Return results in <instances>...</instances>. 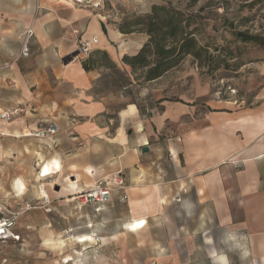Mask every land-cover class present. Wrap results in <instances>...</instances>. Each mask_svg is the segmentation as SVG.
<instances>
[{
	"label": "crops",
	"instance_id": "obj_1",
	"mask_svg": "<svg viewBox=\"0 0 264 264\" xmlns=\"http://www.w3.org/2000/svg\"><path fill=\"white\" fill-rule=\"evenodd\" d=\"M142 1L145 12L157 3ZM112 14L102 1L91 7L75 0H0V110L20 109L12 120H0V198L12 206L46 198L44 184L59 209L74 194L109 182L112 201L93 203L125 201L122 230L140 234L160 219L169 222L171 248L160 257L167 264L198 259L199 237L212 259L227 262L231 250L222 248L233 245L235 260L264 261V61L246 66L242 98L200 80L199 93L188 98L178 83L183 77L173 78L171 69L147 81L163 83L165 91L150 107L137 101L111 107L107 94L95 92L108 67L86 70L83 60L104 50L131 75L123 57L148 39L122 51L119 42L130 33L107 24ZM84 40L96 43L74 55ZM51 124L52 137L34 134ZM33 179L37 193L28 189ZM143 219L145 226L135 228Z\"/></svg>",
	"mask_w": 264,
	"mask_h": 264
},
{
	"label": "rangeland",
	"instance_id": "obj_2",
	"mask_svg": "<svg viewBox=\"0 0 264 264\" xmlns=\"http://www.w3.org/2000/svg\"><path fill=\"white\" fill-rule=\"evenodd\" d=\"M101 1L104 9L113 13L106 21L110 27L115 25L118 28L119 25L129 23L132 28L138 29L123 36L122 41L119 42L122 51H133L142 36L147 34L140 31L143 25L135 24L136 16L151 12L153 5L149 12H145L142 9V0H92L79 4L95 7ZM156 2L157 5L169 8L171 14L180 12L188 23V30H192L199 45L206 48L199 61L194 56L188 55L172 69L173 78L183 77V81L178 82L182 86L183 93L188 98H194L199 93L200 80L204 85H210L213 90L219 89L222 94L230 93L242 98L249 76L246 66L264 61V48L253 43H235L231 23L234 22L240 28H249L254 33L263 32L264 0H156ZM242 18L248 20L242 21ZM31 35L29 33L23 38L22 54L26 43L30 50ZM86 43H90L91 48L96 41L93 43L89 40L82 41L74 55L89 52L84 49ZM174 83L176 82L173 81V87H179ZM163 87L161 82L144 81L140 71L129 75L122 69L105 67L95 84V92L107 94L111 107L119 108L129 101H137L140 108L145 110L156 98L165 94ZM40 169L41 166L36 170L38 174L35 171L34 178L39 176ZM34 180L28 182V189L37 193L36 184L35 187L33 186ZM44 181L47 182L48 179L40 180V182ZM4 183L0 181V186H5ZM10 184L9 189L12 190L14 181ZM48 188L49 191H53L51 185ZM73 196L72 201L61 203L59 209L52 208L51 194L50 202L45 198L34 199L32 202L35 207L27 210L19 220L17 230L21 234V239L0 241V264L169 263L164 258H160L169 253L171 248V228L168 221L160 219L150 227L149 232L134 234L122 230L128 219L125 201L118 198L113 206L110 203L96 205L88 201L84 193L79 192ZM2 199L0 198V203L6 204ZM200 224L202 226L203 223ZM85 234H89L91 240L80 242L79 236ZM202 240V237H199V258L184 263L264 264V261L235 260L233 245L222 248V250H231L230 260L223 263L222 260L212 259L208 257L207 246ZM154 257L160 259L156 260ZM4 259L7 261L3 263Z\"/></svg>",
	"mask_w": 264,
	"mask_h": 264
},
{
	"label": "trees",
	"instance_id": "obj_3",
	"mask_svg": "<svg viewBox=\"0 0 264 264\" xmlns=\"http://www.w3.org/2000/svg\"><path fill=\"white\" fill-rule=\"evenodd\" d=\"M247 20L248 18H242V21ZM135 24L143 25L140 31L147 33L148 39L136 54H125L123 61L132 67L133 74L140 71L144 81L163 76L188 55L194 56L199 61L206 52V48L199 45L194 32L188 30V23L182 18L180 12L171 14L169 8L164 5L155 4L151 12L137 15ZM231 24L235 43H253L264 48V31L254 33L249 28H240L234 22ZM119 29L123 33L138 31L129 23L119 25ZM229 53L233 55L232 52ZM83 65L86 70L97 65L117 69V65L104 50L93 51L87 59L83 60Z\"/></svg>",
	"mask_w": 264,
	"mask_h": 264
},
{
	"label": "built area",
	"instance_id": "obj_4",
	"mask_svg": "<svg viewBox=\"0 0 264 264\" xmlns=\"http://www.w3.org/2000/svg\"><path fill=\"white\" fill-rule=\"evenodd\" d=\"M90 1V0H87ZM77 3H81L76 1ZM86 51H90V43H86L84 46ZM30 52L29 46L26 43L23 47V54L28 55ZM20 109H2L0 110V120H12L18 113ZM57 131L55 125L51 124L44 128H39L34 132L36 136L40 137H52ZM113 192V187L109 182H97L89 190L83 191L86 199L90 202H108L111 200ZM48 202L50 199L45 198ZM33 202H26L23 205L12 206L10 204L0 203V241H19L21 239V234L18 232L17 228L19 225V220L22 215L29 209L34 208ZM7 259H4L3 263Z\"/></svg>",
	"mask_w": 264,
	"mask_h": 264
},
{
	"label": "bare ground",
	"instance_id": "obj_5",
	"mask_svg": "<svg viewBox=\"0 0 264 264\" xmlns=\"http://www.w3.org/2000/svg\"><path fill=\"white\" fill-rule=\"evenodd\" d=\"M75 1H78V2H81L82 3V2H85L86 0H75ZM43 172L47 174L48 172H50V168L49 167H46ZM41 185H42V192H43L44 196L46 195V197H47V192H46V190L44 188V184H41ZM146 222L147 221L144 220V219L138 221L136 223V227L135 228H137L139 226H140V228H142L143 226H145ZM88 240H90L88 237H83V238H82V236L80 237V242H85V241H88Z\"/></svg>",
	"mask_w": 264,
	"mask_h": 264
},
{
	"label": "water",
	"instance_id": "obj_6",
	"mask_svg": "<svg viewBox=\"0 0 264 264\" xmlns=\"http://www.w3.org/2000/svg\"><path fill=\"white\" fill-rule=\"evenodd\" d=\"M145 149H146V148H145ZM145 149H144V150H145Z\"/></svg>",
	"mask_w": 264,
	"mask_h": 264
}]
</instances>
